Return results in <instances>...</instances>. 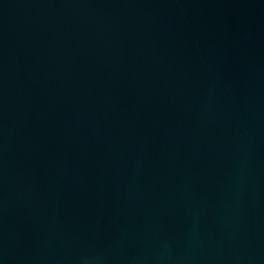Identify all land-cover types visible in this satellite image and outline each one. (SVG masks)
I'll list each match as a JSON object with an SVG mask.
<instances>
[{
	"label": "water",
	"instance_id": "water-1",
	"mask_svg": "<svg viewBox=\"0 0 264 264\" xmlns=\"http://www.w3.org/2000/svg\"><path fill=\"white\" fill-rule=\"evenodd\" d=\"M0 264H264V0H0Z\"/></svg>",
	"mask_w": 264,
	"mask_h": 264
}]
</instances>
